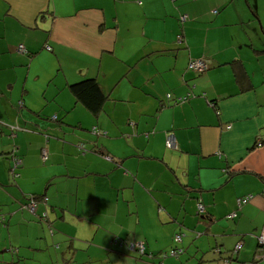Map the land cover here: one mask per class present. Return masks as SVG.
Wrapping results in <instances>:
<instances>
[{
  "label": "crops",
  "instance_id": "1",
  "mask_svg": "<svg viewBox=\"0 0 264 264\" xmlns=\"http://www.w3.org/2000/svg\"><path fill=\"white\" fill-rule=\"evenodd\" d=\"M191 59L209 68L191 71ZM85 78L106 96L97 114L69 91ZM93 127L105 134L91 142ZM29 195L47 198L36 210L49 224L79 226L108 256L144 211L145 243L148 230L159 242L163 228L185 231L181 248L196 245L200 263L264 264V0H0V232L25 257L72 249L20 209ZM92 258L77 264H116Z\"/></svg>",
  "mask_w": 264,
  "mask_h": 264
},
{
  "label": "rangeland",
  "instance_id": "2",
  "mask_svg": "<svg viewBox=\"0 0 264 264\" xmlns=\"http://www.w3.org/2000/svg\"><path fill=\"white\" fill-rule=\"evenodd\" d=\"M119 118V115H118ZM92 130V129H90ZM102 130V129H101ZM104 131V130H102ZM105 132V131H104ZM90 136L92 138L91 142H94L96 140V137H101V136H97L95 134H93L92 132H90ZM109 136V135H108ZM104 137V136H102ZM124 139H128L125 136H123ZM80 143H85L84 140H80L76 143V145L78 146ZM87 143V142H86ZM85 146V145H84ZM97 147V146H96ZM78 148V147H77ZM80 152L84 153L89 152L88 148H85L84 151L78 149ZM94 153V152H92ZM98 157L101 156L98 154H95ZM103 157V156H101ZM104 158V157H103ZM30 196V195H29ZM28 196V197H29ZM27 197V198H28ZM26 198V199H27ZM26 201V200H25ZM128 206H127V202L125 201V198L120 196V200H119V209L118 211H127ZM149 212V216L151 215V211ZM141 218H140V222L139 225L135 227V231L134 232L132 229H130V232L128 235L125 236H120V237H115L116 239L119 238L120 240H118V244L121 242L123 243V239L128 238L127 240L130 241L129 244L131 243H138L140 241H144L143 239H140V237L144 238V234H140L142 228L145 226L146 222L148 221L147 216H144V211H141ZM134 217L135 216V211L133 213H130L129 216ZM191 217L186 216L185 220L190 219ZM134 219V218H133ZM132 219V220H133ZM2 220V219H1ZM189 222V221H188ZM49 230H50V234H46L47 238H53V236L59 234L58 232H60L61 235L65 236L64 238V244L67 246H72V249L68 250L67 252H65L66 248H60V252L57 253L52 259L50 258L49 255H52L53 253V244L49 243L44 250L42 251H38V250H34L37 247H32L33 250L30 252L31 256L33 255V257H25V255L23 254V252L27 251V248H25L22 244L20 245L19 240L17 241L15 238L12 239V237L7 238L6 235V231H1L0 232V243L3 244L4 249L6 250V252L0 254V264H77L82 262L83 260H88V259H93L92 257L95 256V258H103L106 259L109 257L111 262L116 263V264H154V263H160L161 264H215L216 262H205V263H200L199 262V258L196 254V245L193 246H185L184 247V252L181 253L178 257H168L165 256L164 252H169L172 248L175 247H182L183 244L181 242L177 244H175L174 242H172L173 237L175 236V234L177 233H181V235H184L183 231H179L176 232L175 234H173V232L171 233L168 229L163 228L162 229V241L159 242L158 239L155 241V239H152L151 237V230H148V243H146V251L148 252H152V253H157L158 256L154 257V258H147L146 256H139L138 254L134 253V251H132L130 249V246L124 244V246H119V245H114V243L111 241V244L113 245V252L108 256L104 250V248L99 245L98 243H96L95 241H92L90 238L91 236H89L88 231H85L83 229H77V232H74L72 235L71 234H67L64 233L63 231H61V229H58L54 224H49ZM73 226V225H72ZM133 226V225H132ZM131 226V227H132ZM69 228H71V226L68 225ZM74 227V226H73ZM53 233V234H51ZM173 234V236H172ZM189 235V233H187ZM183 236V237H184ZM120 241V242H119ZM60 244V243H59ZM54 248L58 249L59 245L58 244H54ZM0 249H2V247H0ZM19 250L20 254L19 257L22 258L20 260H18L19 257H17V255L15 256H11L14 255L12 253H10V251H16ZM73 252L74 257L70 259V253ZM196 255V256H195ZM208 258H211V256H209L208 254L206 255ZM134 257V258H133ZM137 260V261H135ZM149 261V262H148Z\"/></svg>",
  "mask_w": 264,
  "mask_h": 264
},
{
  "label": "trees",
  "instance_id": "3",
  "mask_svg": "<svg viewBox=\"0 0 264 264\" xmlns=\"http://www.w3.org/2000/svg\"><path fill=\"white\" fill-rule=\"evenodd\" d=\"M25 50V48H24ZM22 53H25V51H23ZM209 68V65L207 66V69ZM190 70V69H189ZM202 73V72H201ZM69 91L71 92V94L73 95L74 99L76 102H79L80 104H82L87 110H89L92 114H97V112H99L103 102L105 101L106 96L103 94V92L101 91L99 84L97 83V81L94 78H85L82 79L78 82H74L72 84L69 85ZM191 95L187 94L185 97L186 99L184 101H175V102H185L187 99H189ZM209 105H214L213 102L211 101V103H209ZM104 135V134H103ZM99 136V135H97ZM83 144V143H80ZM84 145V144H83ZM165 146H166V142H165ZM78 147V146H77ZM167 147V146H166ZM169 148V147H167ZM176 148V147H173ZM79 149V148H78ZM85 149V146H84ZM83 149V151H84ZM171 149V148H169ZM81 150V149H80ZM101 156H109V155H104L102 153H100ZM110 157V156H109ZM111 158V157H110ZM105 159V158H104ZM106 160V159H105ZM112 160V158H111ZM109 161V160H108ZM34 197V199H36L38 201L39 204H43L45 205V203L41 202V199L44 198V196L41 195L37 196V195H32ZM47 201V200H46ZM237 204V203H236ZM20 209H22L20 207ZM36 209H37V204H36ZM24 210V209H22ZM26 211V210H24ZM199 211V210H196ZM204 211V210H203ZM27 213H29L30 215L36 217L37 221L39 222H44L46 224L49 225V221H48V217H47V213L46 212H42L37 214V210H36V215L31 214L30 212L26 211ZM45 214V217H43L42 215ZM197 214H200L197 212ZM48 221V222H47ZM49 227V226H48ZM176 236H179V240L176 239ZM183 235H181V233H177L175 234V236L173 237L172 241L178 245L179 242L182 241ZM118 240H120L119 238H117ZM115 237L112 239V242L114 243V245H119L124 246V244L130 246V249L132 251H134V253L138 254L139 256H146L147 258H154L157 257L158 254L157 253H152V252H148L146 251V243L145 240L144 241H140L139 243L142 244V250H139L138 248H136V243H131L129 244L130 241H128L126 238L123 239V243L118 244V240ZM257 239V237H256ZM240 242V241H239ZM238 242V243H239ZM240 244V248L236 249L235 245L233 247L232 253L236 254L239 252V250L241 249L242 245ZM262 248H264V245L259 244L258 240H257V247H256V251H260ZM173 252V253H172ZM184 252V249L181 247H175L172 248L169 252H164L165 256L168 255V257H178L181 253ZM233 254L230 253V255L228 256V258L226 257L225 260L226 262H228L229 260H231V258L233 257ZM254 257V256H253ZM264 257V253H260L257 258H263ZM134 258V257H133ZM256 257H254L255 259ZM149 262V261H148ZM154 264H161V262L159 263H154Z\"/></svg>",
  "mask_w": 264,
  "mask_h": 264
},
{
  "label": "built area",
  "instance_id": "4",
  "mask_svg": "<svg viewBox=\"0 0 264 264\" xmlns=\"http://www.w3.org/2000/svg\"><path fill=\"white\" fill-rule=\"evenodd\" d=\"M179 40V38H178ZM18 49L19 51L23 52L25 51L24 50V47L22 45H19L18 46ZM207 62L203 59H196V60H190L189 63H188V68L191 70V71H194V72H197V73H201V72H204L206 69H207ZM186 99V97H182V98H178L177 101H184ZM13 129V128H11ZM91 132L95 135H103L105 134L102 130L100 129H97L96 127H93ZM166 146L169 147V148H173V147H176L175 146V140L173 138L172 135H167L166 137ZM78 148L83 150L84 149V145L83 144H79L78 145ZM46 152L43 151V158L45 159L46 158ZM104 157V156H103ZM106 160H109L111 161V158L109 156H105L104 157ZM20 164V161L17 160V159H13V166H12V172L13 174L15 175V170L18 168ZM252 199V195L249 194V195H246L244 197H240L236 200V203H237V206L238 208L241 207L242 205L246 204L247 202H249L250 200ZM47 200L46 197L42 198L41 199V202L42 203H45ZM38 203V201L36 199H34V197L32 195H30L26 201L21 205V208L30 212L31 214L33 215H36V204ZM197 211L198 213H202L204 208L202 206L201 203H197ZM236 212H233L231 213L230 215L227 216V218H230V219H233L236 217ZM43 217H45V214L42 215ZM176 239L179 240V236H176ZM257 240L259 242V244L261 245H264V225L262 226V229L260 231V234L257 236ZM136 248H138L139 250H142V244H140L139 242L136 243ZM235 248L238 249L240 248V244L237 243L235 245ZM173 253V252H172ZM264 258V257H263Z\"/></svg>",
  "mask_w": 264,
  "mask_h": 264
}]
</instances>
